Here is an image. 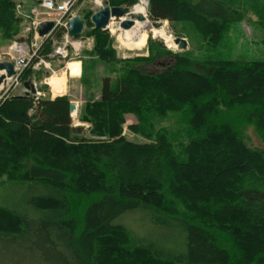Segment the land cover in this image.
Here are the masks:
<instances>
[{
	"label": "trees",
	"instance_id": "16d2710c",
	"mask_svg": "<svg viewBox=\"0 0 264 264\" xmlns=\"http://www.w3.org/2000/svg\"><path fill=\"white\" fill-rule=\"evenodd\" d=\"M146 1L150 21L185 26L206 55L174 53L148 36L147 56L118 58L110 34L95 29L85 9L83 36L93 43L80 81L86 90L99 66L107 74L98 98L85 97L78 110L87 129L73 125L67 95L0 102V188L21 192L0 205L7 264H264V148L246 135L251 129L264 145V61L210 56L245 15L221 0ZM32 4L20 16L14 1L0 0V45L24 39ZM255 15L264 47V12ZM38 50L48 55L50 40ZM164 61L157 72L143 69ZM77 62L68 64L72 76ZM34 73L24 70L20 81ZM127 116L136 122L126 128L144 141L122 136ZM153 116L174 117L178 127H149ZM138 209L156 228L178 226L181 250L113 224Z\"/></svg>",
	"mask_w": 264,
	"mask_h": 264
},
{
	"label": "rangeland",
	"instance_id": "374dc122",
	"mask_svg": "<svg viewBox=\"0 0 264 264\" xmlns=\"http://www.w3.org/2000/svg\"><path fill=\"white\" fill-rule=\"evenodd\" d=\"M16 3V5L20 6V10L28 4H32V6L36 5L34 7V10L37 14L38 11V2L40 0H12ZM94 1H99L97 3H94ZM146 0H138V2L135 4L139 7L142 5V3L145 4ZM225 4L231 6L232 8L239 9L242 15L244 16V19L242 22L237 23L230 31L228 37L226 38L224 44L221 46V48L216 52H211L213 58L218 59H225V60H245V61H264V47L261 45L262 40V34L261 30L256 26L254 21L256 20L255 13L258 12H264V0H221ZM147 2V1H146ZM101 3V4H99ZM108 3V0H78V2L75 4V6L72 8L71 12L75 16H80L81 12L85 9H89V11L92 13V15L102 9V7L105 6V4ZM134 5V6H135ZM31 6V7H32ZM148 6V3H147ZM146 6V10H147ZM133 7V6H132ZM131 7V8H132ZM40 12V11H39ZM91 15V16H92ZM147 19H148V13L146 11ZM90 16V18H91ZM45 18V16H41V13L37 15V19ZM148 21L153 24V21ZM161 22V27L159 29H153L146 30L141 37H138L134 42L129 41L125 37L124 30L120 29V20L118 19H112L109 21V26L106 29V31L110 34L111 38L113 39V47L115 48L117 52L118 58H133V57H140V56H147L148 55V47H147V38L150 36V38L154 41L161 42L163 46L168 50H177V45L175 46L173 44V40L176 37L184 38L187 40L188 47L186 51H189L192 57L196 59L203 58L206 54L200 51V47L198 45V38L194 34L193 31L188 34V30L185 26L181 24H173L171 26L167 21H156ZM185 27V31H183V28ZM155 30L160 32H155ZM175 30H178L180 32V36H176ZM84 31L86 32V26L84 25L82 33L79 35L81 37L74 38L77 41H80V48L78 51V57H72L71 61H80L82 62V55L83 52L86 50H90L92 47L93 40L90 37H84ZM84 39L85 41H83ZM53 41H50V48L52 49L53 46L57 45L60 42V37L57 39H53ZM58 42V43H57ZM133 44V46L131 45ZM121 44V45H120ZM9 44H1L0 45V60H6L3 55L6 52V48ZM39 49V47H38ZM39 50H37L38 52ZM186 51H176L174 53H181ZM208 53V52H207ZM46 58V57H43ZM167 62L164 61L162 63H156L154 65H145L143 66L144 71L147 73H154L159 71ZM169 63V62H168ZM64 62L61 61H54L50 64L51 70L54 72L53 75H57L64 69ZM69 64V63H68ZM82 64V63H81ZM30 69V68H29ZM103 66L98 67V78L95 77L92 78L89 77L88 87L85 90L82 82L79 80V83H69L72 103L76 106V111L71 113V118L73 121V125L75 127L83 126V128L87 129L86 124H81L77 121V113L80 108V106L83 104L84 98L87 99H96L99 95L100 90V79L107 74L103 71ZM31 70V69H30ZM33 71V70H31ZM50 72H45V69L39 68L34 74H30L27 78L28 81H32L35 85V88L38 92H41L43 97H48L47 94V85L45 84V81L48 77L52 76V79L47 80V83L50 84L52 89L57 92V86L55 85V82L57 81V77H54ZM59 81V80H58ZM26 82V81H25ZM59 83V82H58ZM48 84V85H49ZM7 86V85H6ZM3 87V89L0 91V102L4 98H9L10 96H18L24 94V88L22 86V82L19 80V84L11 83L7 87ZM87 86V84H86ZM47 90H45V89ZM4 90H6L4 92ZM28 96H31L30 94ZM148 126L149 127H164V128H170V129H176L177 122L174 119V117L169 118L168 120H161L156 119L154 116L151 119H148ZM135 119L132 116L126 117V123L123 128L122 136L126 137L129 140L132 141H144V138L135 135L131 133L126 126L135 124ZM162 129V128H161ZM247 138L248 143L257 148H264V145L260 143V141L256 138V136L253 134V131L251 129H248L247 132ZM8 185H4L0 188V205H3L5 203H13L20 197V191H13L10 192L8 190ZM113 224H120L126 227L128 230H130L135 236H137L139 239H143L148 242H152L156 245L164 246L169 249H173L176 252H179L183 245V235L181 232V229L173 225L168 229H159L156 228L153 223L151 222V219L148 215V213L145 210H134L130 212H126L122 215H120ZM1 250V249H0ZM6 257L0 251V264H7ZM10 264V262H9Z\"/></svg>",
	"mask_w": 264,
	"mask_h": 264
},
{
	"label": "built area",
	"instance_id": "2783aa9c",
	"mask_svg": "<svg viewBox=\"0 0 264 264\" xmlns=\"http://www.w3.org/2000/svg\"><path fill=\"white\" fill-rule=\"evenodd\" d=\"M77 2L78 0H40L38 2L39 9L37 14L35 10H32L28 21L23 28L22 36L24 39L9 42L6 52L3 55L6 60H0V62H10L14 72V74L10 77H6L3 71L0 72V75L4 76L0 83V91L3 87L6 85L8 86L11 83L19 84L20 76L26 69L30 68L36 72L39 68H43L45 69V72H50L53 75L54 72L50 67L52 62L65 61L64 66H67L68 63L71 62V59L78 57L77 55L80 48V41L69 37L67 30L68 20L75 17L71 10ZM97 2L99 1H94V3ZM143 2L147 5L146 1ZM15 11L20 16H23L19 5L15 6ZM39 13H41V16H45V18L37 19V15H39ZM112 19L113 18H111L110 21ZM41 22H51L52 27L42 39H39L38 42H36V34L34 30ZM57 30L61 31L60 42H57L58 44L53 46L51 52L45 56L46 58H43L37 52L38 47L40 43L46 39L54 42L53 39L55 38L53 35ZM27 35L31 36L29 40H25ZM82 40L85 41L84 39ZM27 82H29L34 90V92L30 94L34 101L43 97L42 93L36 90L32 81L29 80ZM5 91L6 90H4V92Z\"/></svg>",
	"mask_w": 264,
	"mask_h": 264
},
{
	"label": "water",
	"instance_id": "95a60500",
	"mask_svg": "<svg viewBox=\"0 0 264 264\" xmlns=\"http://www.w3.org/2000/svg\"><path fill=\"white\" fill-rule=\"evenodd\" d=\"M111 18L120 20V29L128 30L133 26V19L135 16L131 14V7H110L107 3L105 6L100 9L99 11L95 12L91 18L90 22L95 29L98 30H106L107 26L109 25V21ZM126 18V19H124ZM123 19V20H122ZM136 20L142 21L143 18L141 16L136 17ZM85 22L80 16L72 17L67 22V30L68 35L71 38L78 37L84 28ZM154 28L161 27V22H153ZM52 23L51 22H41L38 26H36L34 32L36 34V42L39 39H42L51 29ZM174 43L177 45V50H172V52L176 51H186L188 47L187 40L184 38L176 37L174 38ZM4 72L6 77H10L14 74L12 70V64L10 62H0V72ZM3 75H0V83L3 79ZM23 88L25 89L24 95L28 96L34 92L32 86L29 82L22 83ZM70 112L73 113L76 111L75 104L70 105Z\"/></svg>",
	"mask_w": 264,
	"mask_h": 264
},
{
	"label": "crops",
	"instance_id": "0c3cea01",
	"mask_svg": "<svg viewBox=\"0 0 264 264\" xmlns=\"http://www.w3.org/2000/svg\"><path fill=\"white\" fill-rule=\"evenodd\" d=\"M29 5H26L25 7H28ZM71 62H77V61H71ZM70 63V62H69ZM79 64V74L77 76H72L70 73V69L67 66H64V69L58 73L57 75H53L54 77H57V81L55 82V85L57 86L58 91L55 92L50 85L47 84V80L52 77H48L45 81V84L47 85V94L50 99H53L57 96H63L67 95L71 98V91L69 88V83H79L80 77L82 75V64L80 61L77 62ZM59 80V81H58ZM59 82V83H58ZM72 98H71V103H72ZM73 104V103H72Z\"/></svg>",
	"mask_w": 264,
	"mask_h": 264
},
{
	"label": "bare ground",
	"instance_id": "6f19581e",
	"mask_svg": "<svg viewBox=\"0 0 264 264\" xmlns=\"http://www.w3.org/2000/svg\"><path fill=\"white\" fill-rule=\"evenodd\" d=\"M146 6H147L146 4L142 3V5H140L139 7L131 8V14L135 16V18L133 19L134 23L130 29L124 30L125 37L131 42H134L138 37H141L146 30H150L151 28L153 29L160 28V27L154 28L153 25L148 21L147 15H146ZM138 16H141L143 20L142 21L136 20V17ZM155 32H160V31L155 30ZM173 44L176 46V44L174 43V40H173ZM131 45L133 46L132 43ZM49 79H52V77H50Z\"/></svg>",
	"mask_w": 264,
	"mask_h": 264
}]
</instances>
